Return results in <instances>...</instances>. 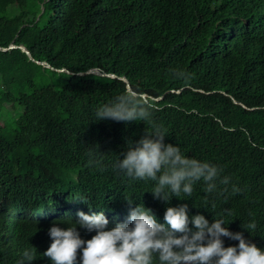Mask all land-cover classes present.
Segmentation results:
<instances>
[{"label": "trees", "instance_id": "16d2710c", "mask_svg": "<svg viewBox=\"0 0 264 264\" xmlns=\"http://www.w3.org/2000/svg\"><path fill=\"white\" fill-rule=\"evenodd\" d=\"M133 92L156 105L166 143L239 189L209 194L200 182L184 201L248 237L242 224L254 221L264 247V0H0V264L33 246L32 264H47L58 219L24 214L44 202H158L151 182L113 167L148 125L95 120Z\"/></svg>", "mask_w": 264, "mask_h": 264}, {"label": "clouds", "instance_id": "9594fccd", "mask_svg": "<svg viewBox=\"0 0 264 264\" xmlns=\"http://www.w3.org/2000/svg\"><path fill=\"white\" fill-rule=\"evenodd\" d=\"M108 74L113 73L101 75ZM155 110L156 105L143 101L138 93H125L97 108L95 120L148 125L139 140L127 141L126 152L113 167L130 180L151 182L148 191L158 202L132 206L134 200L128 199L130 206H95L78 197L74 199L83 202H67L60 210L44 202V207L25 212L30 219H58L48 230L51 243L43 252L47 264H264V247L252 236L254 221L242 224L251 241L244 230H230L231 221L224 216L212 219L184 201L192 197L196 184L202 186L200 182L209 194L239 189L230 176L223 175L221 166L166 143V132L152 122ZM89 163L100 161L93 156ZM176 197L183 202H171ZM211 207H216L215 201ZM227 238L238 244L225 246ZM37 258L34 246L25 248L17 264H32Z\"/></svg>", "mask_w": 264, "mask_h": 264}, {"label": "water", "instance_id": "95a60500", "mask_svg": "<svg viewBox=\"0 0 264 264\" xmlns=\"http://www.w3.org/2000/svg\"><path fill=\"white\" fill-rule=\"evenodd\" d=\"M11 47H15V45H11ZM22 48L31 56V53H30V51L29 50H27L25 47H23L22 46ZM42 63H44V62H42ZM88 72H93V73H97V74H103V73H100V72H97V71H95V70H93V69H90L89 71H87V72H83L82 74H85V73H88ZM108 75H110V76H113V77H116L117 75H115V74H108ZM123 80H125V81H127V78L126 77H124V78H122ZM128 88H129V90L131 91L132 90V88H131V86H130V84L128 83Z\"/></svg>", "mask_w": 264, "mask_h": 264}, {"label": "rangeland", "instance_id": "374dc122", "mask_svg": "<svg viewBox=\"0 0 264 264\" xmlns=\"http://www.w3.org/2000/svg\"><path fill=\"white\" fill-rule=\"evenodd\" d=\"M40 212H43V211H40Z\"/></svg>", "mask_w": 264, "mask_h": 264}]
</instances>
